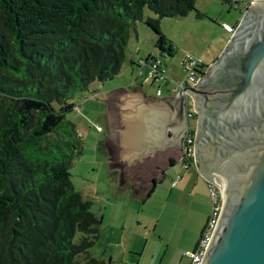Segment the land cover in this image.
<instances>
[{"label":"trees","instance_id":"trees-1","mask_svg":"<svg viewBox=\"0 0 264 264\" xmlns=\"http://www.w3.org/2000/svg\"><path fill=\"white\" fill-rule=\"evenodd\" d=\"M195 2L0 0V264H105L91 252L102 217L70 178L81 137L66 113L78 92L119 73L137 22L172 56L160 19L206 16Z\"/></svg>","mask_w":264,"mask_h":264},{"label":"water","instance_id":"water-1","mask_svg":"<svg viewBox=\"0 0 264 264\" xmlns=\"http://www.w3.org/2000/svg\"><path fill=\"white\" fill-rule=\"evenodd\" d=\"M186 96L196 112L194 165L222 201L200 264H264V0L250 1L216 60L174 94L172 110L138 87L100 100L109 166L118 184L130 181L132 197L160 178L153 163L162 168L183 136Z\"/></svg>","mask_w":264,"mask_h":264},{"label":"rangeland","instance_id":"rangeland-1","mask_svg":"<svg viewBox=\"0 0 264 264\" xmlns=\"http://www.w3.org/2000/svg\"><path fill=\"white\" fill-rule=\"evenodd\" d=\"M249 2L196 0L195 8L206 16L198 18L192 10L185 17L160 19L161 32L172 40L174 47L173 55L163 58L172 81L180 82L185 77L181 68L184 56L201 58L197 53L199 49L219 42L215 36L222 30V21L235 26ZM147 16L156 17L145 8L144 18ZM152 35L153 31L143 21L137 22L136 32L128 40L127 59L138 50L159 55L155 41L150 40ZM127 59L113 79L94 81L87 90L78 92L72 102L79 106V111L66 113V119L75 124L81 137V154L72 160L69 168L71 181L83 199L91 202V211L102 217V231L91 252L105 264H187L189 258L183 253L195 247L212 210L207 184L195 165L184 169L181 161H177L163 168L160 178H154L155 186L150 195L139 199L132 197V187L127 181L118 184V178L109 171L102 148L105 131L100 132L97 127L104 126L106 106L100 100L107 99L104 90L134 81ZM210 63L205 61L204 71ZM162 88L166 89L165 85ZM144 89L151 93L155 86L145 83ZM190 126L195 128L196 121L191 120ZM177 174L181 179L172 187V179ZM109 257H113V263L109 262Z\"/></svg>","mask_w":264,"mask_h":264},{"label":"built area","instance_id":"built-area-1","mask_svg":"<svg viewBox=\"0 0 264 264\" xmlns=\"http://www.w3.org/2000/svg\"><path fill=\"white\" fill-rule=\"evenodd\" d=\"M223 29L232 33L235 29V26H231L227 23L222 24ZM202 65V61L199 57H195L190 54H186L181 60V68L185 72V77L180 82L172 81L168 75L166 65L162 56H154L150 61H139L138 67H136V77L140 78L143 82L150 83L155 85V94L157 96L161 95L163 92L162 86L165 85L167 90L170 92L172 97L174 94L181 88L187 85H193L198 77L201 75V70L199 66ZM185 117L188 121V125L182 136V149L185 156V162L182 163V167L187 169L189 166L194 165V131L195 128L190 126V121H196V112L193 108L192 101L189 97L186 96L185 101ZM74 110L78 111L79 106L75 105ZM100 130L99 127H97ZM181 176L176 175L171 182L172 186H176L180 181ZM207 189L212 200V210L207 219V222L202 231L201 237L198 240L195 248L192 251H184L183 255L189 258V264H200L205 250L208 246L214 228L216 226L220 209H221V194L219 188L211 183L206 182Z\"/></svg>","mask_w":264,"mask_h":264},{"label":"crops","instance_id":"crops-1","mask_svg":"<svg viewBox=\"0 0 264 264\" xmlns=\"http://www.w3.org/2000/svg\"><path fill=\"white\" fill-rule=\"evenodd\" d=\"M250 1H252V0H250ZM250 3V2H249ZM205 13V12H204ZM222 23H226V22H224V21H222ZM228 24V23H227ZM230 25V24H229ZM222 27V26H221ZM231 33H228V32H226L224 29H223V27H222V30L221 31H218V34L215 36V37H217V40L219 41L217 44H209L207 47H203V48H201V49H199L198 50V52L197 53H200V59H201V61H202V70H203V67L205 66V61L207 60V61H210L211 63H213L215 60H216V58L214 59V57L215 56H217V54L219 53V51L221 50V48H222V46L224 45V43H225V41L226 40H228L229 39V35H230ZM229 36V37H228ZM152 38V39H151ZM150 38V40H152L153 42L155 41V37L152 35V37ZM169 39V38H168ZM170 40V39H169ZM171 42H172V40H170ZM227 42V41H226ZM173 43V42H172ZM226 44V43H225ZM128 47V46H127ZM222 51V50H221ZM221 51H220V53H221ZM148 55H150V56H157V54H155L154 52L152 53V52H149V53H147V54H144V53H142L140 50H138V51H136V53L132 56V58H130V59H127V57L125 56V60H124V62L126 61V59L127 60H129V64H130V69H131V71H133L134 72V81L132 82V83H130V84H124V85H116V86H113V87H110V88H108V89H106V90H104V92L106 93V95H107V99L108 98H110L111 97V95L114 93V92H117V91H121V90H123V91H129V90H132L134 87H138L139 88V90H140V92H141V94L143 95V96H146V97H151V98H153V99H159V100H161V101H163L166 105H167V107L170 109V110H172V108H173V101H172V95L170 94V92L167 90V88L166 89H163V92H162V94L161 95H159V96H157L156 94H155V89H156V86H155V89L153 90V92H151V93H149V92H147V90H145L144 89V85H145V83H147V82H143L140 78H137L136 77V67L134 66V64H133V62H135V61H137L139 58H141V57H145V56H148ZM204 57V58H203ZM202 58H203V60H202ZM204 59H206V60H204ZM214 59V60H213ZM123 62V63H124ZM210 63V64H211ZM169 71V70H168ZM204 71V70H203ZM168 75H170L169 73H168ZM170 77V76H169ZM171 78V77H170ZM171 80H172V78H171ZM148 84V83H147ZM149 85H151L150 83H149ZM152 87V86H151ZM79 111V110H78ZM103 121H104V126L101 128V127H99L100 128V132L101 131H105V137H104V139H103V141H101V143H102V148L104 149V151H105V153H106V158H107V160H108V163H109V154H108V151H107V149H106V147H105V141L106 140H108L109 139V130H108V122H107V114H106V109H105V112L103 113ZM178 161V159H174L172 156H168L167 157V163L162 167V168H160L156 163H153V166L161 173V175L163 174L162 172L164 171L163 170V168H165V167H169V166H172V165H174L176 162ZM190 167V166H189ZM188 167V168H189ZM108 168H109V171L111 172V173H113L114 174V176L116 177V178H118V169H117V167H112V166H109L108 165ZM183 168V167H182ZM187 168V169H188ZM160 175V176H161ZM178 175V174H177ZM190 175H192V172H191V174ZM181 176V175H180ZM194 177H192L191 179H193ZM129 184H130V181H127ZM196 183V182H195ZM205 183H206V181H205ZM154 186H155V179L154 178H151V185H150V188H149V190L146 192V196H149L148 195V193H149V191L152 189H154ZM172 186V185H171ZM177 186V185H176ZM172 187H175V186H172ZM207 187V186H206ZM193 189H194V186L192 187V188H190V190H191V192L193 191ZM209 217V216H208ZM207 222V221H206ZM206 224V223H205ZM195 248V247H194ZM193 248V249H194ZM192 249V250H193ZM186 251V250H185ZM187 251H189V250H187ZM180 260H181V258H179V260H177L178 262H180ZM139 261V260H138ZM109 262L110 263H113L114 262V260H113V257H109ZM135 264H139V262H136ZM187 264H189V259H188V263Z\"/></svg>","mask_w":264,"mask_h":264},{"label":"flooded vegetation","instance_id":"flooded-vegetation-1","mask_svg":"<svg viewBox=\"0 0 264 264\" xmlns=\"http://www.w3.org/2000/svg\"><path fill=\"white\" fill-rule=\"evenodd\" d=\"M177 138V139H176ZM175 144H173L172 148L170 149L171 156L177 157L178 161L181 163L185 162V156L182 149V132L179 131L178 135L175 137Z\"/></svg>","mask_w":264,"mask_h":264}]
</instances>
